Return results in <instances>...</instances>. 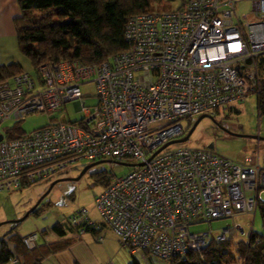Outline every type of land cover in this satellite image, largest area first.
Instances as JSON below:
<instances>
[{
	"label": "built area",
	"instance_id": "built-area-1",
	"mask_svg": "<svg viewBox=\"0 0 264 264\" xmlns=\"http://www.w3.org/2000/svg\"><path fill=\"white\" fill-rule=\"evenodd\" d=\"M251 8L239 15L237 0H186L175 10L140 13L125 25L127 49L101 64L48 62L0 82V191L49 179L77 161L111 162L131 169L111 173L96 198L101 221L83 209L70 217L72 225L107 228L122 248L169 261L244 235L236 222L220 233L193 228L255 215L264 154L231 160L169 143L185 138L197 117H214L252 94L260 102L264 0ZM90 84L95 91L83 92ZM67 104L82 118L7 136V124ZM37 239L24 242L33 249Z\"/></svg>",
	"mask_w": 264,
	"mask_h": 264
},
{
	"label": "rangeland",
	"instance_id": "rangeland-1",
	"mask_svg": "<svg viewBox=\"0 0 264 264\" xmlns=\"http://www.w3.org/2000/svg\"><path fill=\"white\" fill-rule=\"evenodd\" d=\"M181 3V0H161L154 2L150 9L170 11L178 9ZM251 9L249 4H239L237 13L239 15L249 13ZM16 51L24 70L35 72L31 60L21 52L18 45ZM82 90L85 93H93L95 87L90 84ZM93 102L87 100L89 105ZM260 111L258 97L252 94L244 103L236 104L227 110H220L215 113L214 117L203 118L188 141L172 145L170 148L192 147L201 149L213 146V150L217 154L231 160H237L246 155L251 156L258 150L263 154L264 140L256 138H264V114L261 115ZM82 115V113L76 112L73 104H67L63 111L55 114H32L26 117L20 125L24 134H30L52 121H76L81 119ZM199 118H195L194 124ZM184 124L186 125V122ZM6 126L13 127V123ZM87 167L89 168L83 173ZM130 169L125 165H112L111 162L81 160L68 165L49 179L38 181L20 190L0 191V238L3 233L11 230L19 231L21 235H28L35 231L41 232L42 228L53 226L58 222H67L72 214L83 209L89 211L92 220L100 222V217L95 208L96 198L105 190L106 182L111 180V173L122 176L127 174ZM234 222L239 224L245 232L244 235L237 238L233 237L235 247L240 241L249 239L251 230L257 233L262 231L259 210L255 216L241 215L236 217L235 221L224 219L205 222L193 230L220 233L229 225L233 226ZM102 243L97 244L102 245ZM235 247L233 254L237 259L236 264H241V258ZM123 252L132 258L129 250L124 249ZM141 252L145 251L138 250L135 255L140 264H172L171 261L151 254L143 256ZM124 253L121 252V255L125 256ZM102 258L108 259V254Z\"/></svg>",
	"mask_w": 264,
	"mask_h": 264
},
{
	"label": "trees",
	"instance_id": "trees-1",
	"mask_svg": "<svg viewBox=\"0 0 264 264\" xmlns=\"http://www.w3.org/2000/svg\"><path fill=\"white\" fill-rule=\"evenodd\" d=\"M156 1L161 0H17L21 12L15 18L19 49L31 60L35 72L48 62L78 60L86 65L101 64L127 49L124 39L126 23L134 15L151 11L150 8ZM181 1L180 7L186 0ZM23 71L25 70L20 63L0 66V82ZM260 75L259 108L262 115L264 57L260 62ZM20 124L21 122L8 130L9 139L24 134ZM109 183L110 180L106 182V187ZM258 209L262 231L257 233L251 230L247 241H240L235 247L233 237L225 242L213 240L201 252H189L185 257L170 261L172 264H236L237 259L233 254L235 247L241 264H264V202L259 204ZM70 217L67 222L55 223L41 232L35 231L28 235L10 232L5 235L0 240V264H24L23 257L36 250L41 238L49 234L60 237L72 230L78 237L91 233L98 241H103L99 232L107 228H97L86 222L74 226ZM33 234H37L38 239L36 246L30 249L24 239ZM19 252L24 253V256ZM36 264H41V260ZM131 264L139 262L134 259Z\"/></svg>",
	"mask_w": 264,
	"mask_h": 264
},
{
	"label": "crops",
	"instance_id": "crops-1",
	"mask_svg": "<svg viewBox=\"0 0 264 264\" xmlns=\"http://www.w3.org/2000/svg\"><path fill=\"white\" fill-rule=\"evenodd\" d=\"M252 1L237 0V7L239 4H249L251 9ZM20 15L21 12L17 0H0V66L20 63V57L16 51L18 39L15 25V18ZM262 199L263 201L261 202H264V198ZM44 229L46 228H42V230ZM10 232L17 233L19 231L11 230L5 232L0 240ZM45 236L39 241L38 248L33 252H29L27 256H24V253H18L24 256V264H36L38 260H41V264H131L138 253V250L130 252L133 260L125 255L123 252L124 248L119 245L117 237L109 229L99 232V236H103V243L98 241L91 233L78 237L72 230L67 231L65 235L60 237L53 234ZM96 242L102 243V245ZM121 252L125 256H122ZM141 253L143 256L148 254L146 252ZM105 254H108V259L102 258Z\"/></svg>",
	"mask_w": 264,
	"mask_h": 264
},
{
	"label": "water",
	"instance_id": "water-1",
	"mask_svg": "<svg viewBox=\"0 0 264 264\" xmlns=\"http://www.w3.org/2000/svg\"><path fill=\"white\" fill-rule=\"evenodd\" d=\"M205 117H209V116H201L199 118V120L195 122V124L193 125V127L191 128V130L189 131V133L187 134V136L185 138H183V139H181L179 141L171 142V143H169V145H172V144H175V143H184V142L188 141L189 137L191 136V134L193 133V131L195 130V128L197 127V125L199 124V122L203 118H205ZM256 138L259 139V140H264V138H259V137H256ZM210 149H213V146H211ZM88 168L89 167L85 168V170L83 171V173L86 172ZM54 184L52 185V187L54 186Z\"/></svg>",
	"mask_w": 264,
	"mask_h": 264
}]
</instances>
